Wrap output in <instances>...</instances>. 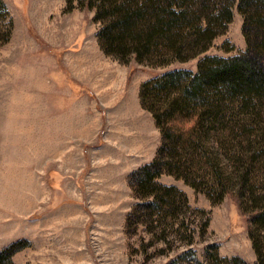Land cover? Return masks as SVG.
<instances>
[{
    "label": "rangeland",
    "instance_id": "rangeland-1",
    "mask_svg": "<svg viewBox=\"0 0 264 264\" xmlns=\"http://www.w3.org/2000/svg\"><path fill=\"white\" fill-rule=\"evenodd\" d=\"M2 1L0 158L20 179L22 172L38 173L41 187L34 209L27 201V236L19 238L23 247L12 254L14 263L229 264L224 259L239 256L255 264L245 215L231 196L212 201L181 178L162 172L157 179L181 188L190 204L178 215L185 226L168 224L162 230L143 221L144 206L134 211L138 198L131 187L132 172L151 161L160 143L151 112L140 104V83L173 68L195 70L205 54L243 53L246 42L236 7L205 51L154 65L106 54L95 34L99 23L94 10L76 0L71 5L67 0ZM60 111L87 118L74 125L73 148L61 157L64 144L55 159L42 132L49 115ZM30 113L39 132L34 140L32 120H26ZM14 116H19V134L7 127ZM36 147L43 149L41 156L34 154ZM13 175L6 182L12 188ZM4 183L0 176V185ZM22 185L31 192L38 187L36 182ZM212 244L222 258L218 262Z\"/></svg>",
    "mask_w": 264,
    "mask_h": 264
},
{
    "label": "trees",
    "instance_id": "trees-1",
    "mask_svg": "<svg viewBox=\"0 0 264 264\" xmlns=\"http://www.w3.org/2000/svg\"><path fill=\"white\" fill-rule=\"evenodd\" d=\"M76 1L94 10L95 34L106 54L154 65L205 51L236 7L243 53L205 54L195 70L173 68L140 83L139 101L151 112L160 143L151 161L132 172L131 187L138 198L134 211L144 206L143 221L162 230L168 224L185 226L179 211L190 208L181 188L157 179L162 172L212 201L231 196L245 215L255 264H264V0ZM4 9L0 0V18ZM253 64L263 70L255 71ZM21 241L0 248V264H15L12 254L23 247ZM212 246L218 262L222 258ZM224 260L247 264L239 256Z\"/></svg>",
    "mask_w": 264,
    "mask_h": 264
},
{
    "label": "crops",
    "instance_id": "crops-1",
    "mask_svg": "<svg viewBox=\"0 0 264 264\" xmlns=\"http://www.w3.org/2000/svg\"><path fill=\"white\" fill-rule=\"evenodd\" d=\"M13 100L15 102L18 101V99ZM29 115V118H27L26 120H32L35 135V137L33 138L34 140L39 132L35 125L36 119L33 118L31 113ZM18 117L19 116H14L12 117V119H9L7 121L8 124L13 123L12 125H8L7 127H13V132L17 134H19L20 132V128H18ZM84 117L87 118V116L83 115V113H81V115L79 116V114L74 113L73 111H60L51 113L49 115L42 133L49 137V141L51 143L49 150H51L53 158L55 157L56 159L57 152L64 144V148L62 147L64 151L61 149V151L59 152L61 154V157L66 156L68 150H71V148H73L74 143L72 141V136L74 134V125L76 122L79 123V118L83 120ZM35 144L36 143L34 141V145ZM42 151L43 149L36 147L34 154L41 156ZM12 171V167L7 164V160L5 158H0V176L3 178V180L5 179L4 185H0V241L2 240L1 247L9 243L8 241L3 240L6 237L9 238L10 234H14L13 239L27 236L25 211L27 201L30 200L29 204L32 206V209H34L33 200L41 198V187L39 186L40 184H38L40 182V176L38 175V173L27 174L25 172H22L21 174H23L24 177L23 179H20V173L13 175ZM9 175H13L16 177V180L13 181L16 183L14 188L9 185L7 186L6 184V182H12L11 179L7 180V178H9ZM26 181L37 183L38 187L36 188L35 192L28 191V189H26L25 186L22 185ZM21 188H23L24 190L21 191ZM12 190L14 191L11 192Z\"/></svg>",
    "mask_w": 264,
    "mask_h": 264
}]
</instances>
